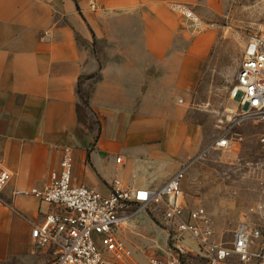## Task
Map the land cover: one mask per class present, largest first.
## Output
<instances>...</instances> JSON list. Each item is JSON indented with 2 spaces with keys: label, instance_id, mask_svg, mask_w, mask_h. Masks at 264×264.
Listing matches in <instances>:
<instances>
[{
  "label": "crops",
  "instance_id": "obj_1",
  "mask_svg": "<svg viewBox=\"0 0 264 264\" xmlns=\"http://www.w3.org/2000/svg\"><path fill=\"white\" fill-rule=\"evenodd\" d=\"M96 1L93 10L88 0H0V163L13 174L0 192V264L54 258L31 230L58 206L15 190L48 184L65 146L74 180L103 194L115 178L158 188L186 164L170 132L179 121L167 116L195 89L215 39L191 37L169 4L216 22L231 0ZM149 256L135 250L120 264Z\"/></svg>",
  "mask_w": 264,
  "mask_h": 264
},
{
  "label": "rangeland",
  "instance_id": "obj_2",
  "mask_svg": "<svg viewBox=\"0 0 264 264\" xmlns=\"http://www.w3.org/2000/svg\"><path fill=\"white\" fill-rule=\"evenodd\" d=\"M214 23L215 27L202 31L214 34L215 43L199 81L193 91L172 99L173 114L167 116V123L179 121L170 132L181 140L186 156L183 190L187 202L205 207L213 221L214 238L229 243L241 222L264 229V147L259 141L264 120H240L243 106L233 96L247 40L251 34L264 33V0H231L228 14ZM92 120L95 128L94 116ZM224 136L230 140L228 148L211 146ZM128 210L134 216L122 217L124 240L143 255L165 256L172 244L160 208L139 210L130 204ZM185 243L180 264H209L197 241L185 235ZM256 248L264 250V232L252 245ZM230 264H236V259Z\"/></svg>",
  "mask_w": 264,
  "mask_h": 264
},
{
  "label": "built area",
  "instance_id": "obj_3",
  "mask_svg": "<svg viewBox=\"0 0 264 264\" xmlns=\"http://www.w3.org/2000/svg\"><path fill=\"white\" fill-rule=\"evenodd\" d=\"M96 10V0H88ZM169 8L184 20L188 33L196 35L214 22L203 20L188 4L171 2ZM243 106L240 120H264V33L251 34L236 74L233 92ZM259 141L264 147V131ZM212 147L230 146L227 136L218 138ZM122 161V156L116 158ZM75 156L70 146L62 150L59 167L51 172L50 181L43 188L15 190L16 194H32L42 201L58 206L46 215L41 224L34 226L31 235L38 247H55V256L49 264H120L134 258L135 252L121 236L122 217L132 218L130 204L139 210L160 208L162 223L168 232L172 248L164 255H150L148 264H180L186 246L185 235L197 241L209 264H264V250L252 249L264 229L244 221L233 233L229 243L218 242L214 236L213 221L203 206L187 202L183 179L188 165L182 166L166 183L158 188L127 187L119 178L111 184V191L103 194L94 187L78 183L73 177ZM13 174L0 163V192L9 186ZM133 264H141L134 261Z\"/></svg>",
  "mask_w": 264,
  "mask_h": 264
},
{
  "label": "trees",
  "instance_id": "obj_4",
  "mask_svg": "<svg viewBox=\"0 0 264 264\" xmlns=\"http://www.w3.org/2000/svg\"><path fill=\"white\" fill-rule=\"evenodd\" d=\"M85 103H87V101H85Z\"/></svg>",
  "mask_w": 264,
  "mask_h": 264
}]
</instances>
